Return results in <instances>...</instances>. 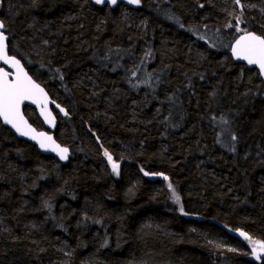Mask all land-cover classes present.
<instances>
[{
  "label": "trees",
  "instance_id": "16d2710c",
  "mask_svg": "<svg viewBox=\"0 0 264 264\" xmlns=\"http://www.w3.org/2000/svg\"><path fill=\"white\" fill-rule=\"evenodd\" d=\"M0 20L71 153L0 122V264H264L239 235L264 243V81L230 56L264 0H1Z\"/></svg>",
  "mask_w": 264,
  "mask_h": 264
},
{
  "label": "snow or ice",
  "instance_id": "6c2138e0",
  "mask_svg": "<svg viewBox=\"0 0 264 264\" xmlns=\"http://www.w3.org/2000/svg\"><path fill=\"white\" fill-rule=\"evenodd\" d=\"M105 0H96V3H104ZM110 3L115 4L116 0H109ZM129 3L139 4L140 0H128ZM239 3V0H237ZM5 25L0 21V60H3L5 64H9L11 67L17 70L15 78L9 80L10 73L0 69V117L3 118L6 124L12 125L21 135H28L29 132H34L27 125V121L24 120L20 113V105L25 100H33L37 102V97L44 94V90L40 88L32 79L23 71L20 61L14 56H9L7 53V36L4 34L3 29ZM233 54L237 58L244 59L248 64L258 65L261 73L264 74V36H258L255 33L245 32V35L241 36L240 39L236 41V45L233 48ZM63 111V109H61ZM39 136L45 137V133H39ZM36 139L34 135L32 137ZM47 140L51 141L50 136H47ZM41 147H45L43 141H41ZM59 149L61 159H66V148H59V145H55L53 150ZM105 156H107L110 163H112L113 171H117L119 165L112 160V156L105 151ZM148 173H145L147 175ZM167 179V177H165ZM168 187L172 190L173 196L176 202H179L180 197L176 195L175 189L171 184ZM246 239L251 241V238L247 236L246 233H241ZM253 243V251H257V247L260 251H264V243L259 241H251Z\"/></svg>",
  "mask_w": 264,
  "mask_h": 264
},
{
  "label": "water",
  "instance_id": "95a60500",
  "mask_svg": "<svg viewBox=\"0 0 264 264\" xmlns=\"http://www.w3.org/2000/svg\"><path fill=\"white\" fill-rule=\"evenodd\" d=\"M91 1L94 4H96L97 6H99V7L109 6L112 9L117 8L120 5L126 6L128 8L135 9L139 5V4H135V3H129L128 0H116L115 4L110 3L109 0H105L104 3H100V4L96 3V0H91ZM243 35H245V34L239 35L236 38V40H234V42L232 43V45L230 47L231 59L233 60V62L235 64H241V65L245 66L249 70H256L257 73L259 74L260 79L262 81H264V74L261 73V70H260L258 65L248 64V62L246 60L237 58V56H235L233 54V48L236 45V41L238 39H240V37L243 36ZM7 53H8V50H7ZM0 64H2L5 67H7L8 70L11 72L10 75H9V80L14 79L17 70L15 68L11 67L9 64H5L3 60H0ZM22 68H23V71L25 73H27V75L29 76L28 72L24 69L23 66H22ZM0 69H2V68H0ZM32 81H33V79H32ZM39 86H40V88H42L44 90V94H46V96L45 95L38 96L37 97V102H33V100H25L20 105V113H21V115L23 116L24 120L27 121V125H29L31 127V129L35 130L34 132H29L28 135H21L19 132L16 131L15 128L12 127V125L6 124L2 117H0V122L5 128H8L19 140H22V141H24L26 143H29V144L35 146L42 155L51 156V157L55 158L57 161H59L61 164H65L70 159L71 153H70L69 148H67V147L63 146L62 144H60L55 138L54 132L56 131L57 126H58V119L55 116V114L53 113L52 109L55 108L58 111V113L60 114L61 118H65L67 116V111H66V109L64 107H62L61 105H59L56 102L52 101V99L50 98V96L47 93V91L41 85H39ZM27 108L32 109L33 111H35V113L37 114L38 119L40 120V122H41V124L43 126V129L38 130L37 128H35V126H33L31 124V122L29 121L28 117L25 115V109H27ZM61 109H63V111H61ZM39 133H45L46 136L45 137H41V136H39ZM34 135L36 136V139L32 138ZM47 136H50L52 138V141H54L55 143L53 144L51 141H48L47 140ZM41 141L44 142L45 147H41ZM55 145H59V148H61V149L62 148H66L68 150L67 153H66V157H67L66 159H61V156H60V153H59V149L53 150ZM244 237L245 236H242L240 234V240H243Z\"/></svg>",
  "mask_w": 264,
  "mask_h": 264
},
{
  "label": "flooded vegetation",
  "instance_id": "af4514ba",
  "mask_svg": "<svg viewBox=\"0 0 264 264\" xmlns=\"http://www.w3.org/2000/svg\"><path fill=\"white\" fill-rule=\"evenodd\" d=\"M0 2H1V0H0ZM0 21H2V20H0ZM3 22V21H2ZM4 23V22H3ZM4 25H5V23H4ZM3 31H4V34L7 36V41H6V44H7V50H8V55L9 56H14L13 54H12V52H11V50H10V40H9V38H8V34H7V31H6V26H5V28L3 29ZM17 60H19L20 61V63H21V65L24 67V69L28 72V74H29V76L33 79V81L35 82V83H37V84H39V85H41L40 83H38L36 80H35V77H34V71L33 70H30L27 66H25L24 64H23V61L21 60V59H19V58H17L16 56H14ZM0 68H2V69H4L5 71H7L8 73H11L9 70H8V68L7 67H5L4 65H2V64H0ZM42 86V85H41ZM51 98V97H50ZM52 99V98H51ZM52 101H54L53 99H52ZM25 111H26V109H25ZM52 111H53V113L55 114V116L57 117V119L60 117V114L58 113V111L55 109V108H53L52 109ZM35 112V111H34ZM37 115V114H36ZM37 119H38V117H37ZM39 120V119H38ZM39 122H40V120H39ZM41 123V122H40ZM41 129H43V126H42V124H41ZM241 234V233H240ZM262 258H264V257H262Z\"/></svg>",
  "mask_w": 264,
  "mask_h": 264
},
{
  "label": "rangeland",
  "instance_id": "374dc122",
  "mask_svg": "<svg viewBox=\"0 0 264 264\" xmlns=\"http://www.w3.org/2000/svg\"><path fill=\"white\" fill-rule=\"evenodd\" d=\"M53 100H54V102H56L55 99H53ZM25 115L28 117L30 122H32L35 126L39 127L38 120H37V118H36V116L34 114V111L32 109L27 108L26 111H25ZM60 118L61 117L58 118V121H59ZM239 235H240V233H239ZM246 243L248 245V248L251 251V255H252L253 258H255L256 260H260L262 257H264V251H260L258 247H257V251L256 252L253 251V243L250 240L247 241Z\"/></svg>",
  "mask_w": 264,
  "mask_h": 264
}]
</instances>
